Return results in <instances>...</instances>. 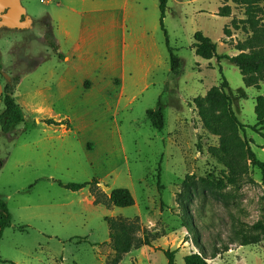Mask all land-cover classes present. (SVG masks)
I'll use <instances>...</instances> for the list:
<instances>
[{
    "label": "rangeland",
    "instance_id": "374dc122",
    "mask_svg": "<svg viewBox=\"0 0 264 264\" xmlns=\"http://www.w3.org/2000/svg\"><path fill=\"white\" fill-rule=\"evenodd\" d=\"M25 3L42 15V39L26 33L25 53L32 58L37 50L33 63L48 59L36 71L32 63L18 71L15 99L25 120L7 133L0 126V198L12 215L0 240V264H169L167 249L176 251V264H186L184 257L203 246L210 257L215 243L223 249L235 226L264 220V170L244 157L232 170L214 155L220 137L204 127L194 102L222 83V68L234 110L247 125L239 138L264 161V128L255 111L264 79L247 86L235 64L204 59L194 48L201 31L221 55L250 52L251 44L244 50L239 45L264 29V2L248 14L236 0H168V36L159 0H130L126 8L108 11L89 36L91 45L108 49L106 62L91 60L94 88L82 94L60 92L52 82L56 67L79 76L52 49L54 2ZM225 5L229 16L218 14ZM167 37L181 60L180 75L171 71ZM159 102L162 130L147 117ZM93 179L105 194L101 203L91 194L94 185L78 191L60 185ZM210 187L223 197L215 198ZM115 188H128L135 204L112 205L108 196ZM108 218L132 226V249L119 259ZM229 247L209 262L264 264V240Z\"/></svg>",
    "mask_w": 264,
    "mask_h": 264
},
{
    "label": "trees",
    "instance_id": "16d2710c",
    "mask_svg": "<svg viewBox=\"0 0 264 264\" xmlns=\"http://www.w3.org/2000/svg\"><path fill=\"white\" fill-rule=\"evenodd\" d=\"M160 1L161 11V24L165 31L164 18L168 9V0ZM247 7L248 14H251L264 0H236ZM232 13V9L229 5H225L220 8L219 15L229 16ZM226 34L228 31L226 29ZM52 49H57L56 37L52 28ZM196 42L194 43L195 52L198 56L210 60L216 57L219 61L227 59L231 63L235 64L243 75L244 82L247 86H258L259 82L264 79V29L256 28L251 39L244 45H239L240 50H244L247 44H251L250 52H241L237 55H221L217 51V43L210 37L204 35L201 31H198L195 35ZM167 46L170 52V65L171 71L175 75L181 74V60L179 56L174 52V49L169 44L167 37ZM222 73V83L211 87L206 95L195 98L194 102L198 111V114L203 122L204 127L210 132L220 137L219 147H212L211 152L220 157L227 166L232 170L235 169V162L238 158L244 157L252 160L254 165L264 170V161H261L251 149L250 146L243 144L239 138L240 130H244L247 125L243 124L233 107L234 98L229 93V81L223 74V69L220 68ZM245 96V95H244ZM8 108L5 113L0 115L2 124V131L7 133L11 130L12 126L24 122L25 115L23 108L17 103L16 99L9 96L6 99ZM256 115L258 125L264 128V95H260L257 98ZM147 117L152 121L153 125L162 130L166 124L165 113L161 103L159 102L155 108L147 110ZM46 122L50 124H62L63 121H55L48 119ZM264 135V133H262ZM100 181L93 179L90 182L84 183H63L60 185L67 189L78 191L88 185L94 187L91 188V194L95 199V203H101L104 199V192L98 187ZM222 187V181H219L218 188ZM212 195L220 199L223 197V193L220 190L210 187ZM190 191L186 192V195ZM109 202L118 207H127L135 204V198L132 192L128 188H115L109 196ZM112 232L110 234L113 240V249L116 251L117 259L121 257L123 253H127L132 249L133 241L131 237L132 226L124 223H119L114 219L108 218ZM0 240L3 236V231L12 226V215L8 209L7 202L0 198ZM264 240V220L258 221L252 225L248 224L242 227L235 226L233 229V235L230 237L227 244L223 245V249L219 247L217 243L213 245L211 257L204 246L202 251L188 254L184 257L186 264H211L209 259L215 258L221 252H226L230 249L231 244L239 243L242 246L256 244ZM147 245L150 243L146 242ZM166 257L169 260V264H176L175 250H164ZM116 259V260H117ZM2 258L0 256V262Z\"/></svg>",
    "mask_w": 264,
    "mask_h": 264
},
{
    "label": "crops",
    "instance_id": "0c3cea01",
    "mask_svg": "<svg viewBox=\"0 0 264 264\" xmlns=\"http://www.w3.org/2000/svg\"><path fill=\"white\" fill-rule=\"evenodd\" d=\"M129 1L47 0L49 3L54 2V11L50 14V18L57 43L55 53L59 60L63 61L67 66L72 64L79 71L78 79H74L68 74H62L60 68L56 67V74L53 76L52 82L55 83L58 91L69 93L77 90L82 94L93 90V78H96L93 72L97 69H94L91 65V60L96 61V64H99L100 61L106 62L108 49L105 46L91 45L89 36L97 33L98 23H100L101 19L105 20L108 11L126 8ZM28 9L31 13H34L29 6ZM99 12H103L101 17L97 16ZM34 14L39 16L38 13ZM140 54L142 55V48L140 49ZM46 59L48 58H45L36 70L42 67ZM145 66L147 67L145 74H147L149 66L146 63ZM25 81L26 79L23 80L22 85ZM125 81V77H123L121 80L122 94Z\"/></svg>",
    "mask_w": 264,
    "mask_h": 264
},
{
    "label": "flooded vegetation",
    "instance_id": "af4514ba",
    "mask_svg": "<svg viewBox=\"0 0 264 264\" xmlns=\"http://www.w3.org/2000/svg\"><path fill=\"white\" fill-rule=\"evenodd\" d=\"M25 1L20 0L19 15L12 19H9L10 8L6 4L0 5V115L8 108L6 99L9 96L16 98V89L21 83L18 71L31 63L32 71H35L43 61L33 63L37 58V50L32 58H28L25 53L26 33L36 40L42 39V36H37L41 35L42 15L31 13ZM6 17L11 25L6 23ZM48 34V31L45 32V37ZM0 126L2 128L1 120Z\"/></svg>",
    "mask_w": 264,
    "mask_h": 264
},
{
    "label": "water",
    "instance_id": "95a60500",
    "mask_svg": "<svg viewBox=\"0 0 264 264\" xmlns=\"http://www.w3.org/2000/svg\"><path fill=\"white\" fill-rule=\"evenodd\" d=\"M6 7L10 8V16L9 19L15 18L19 15L20 12V7H21V2L20 0H0V5H5ZM8 18L6 17V23L10 24L7 20ZM0 231H1V224H0Z\"/></svg>",
    "mask_w": 264,
    "mask_h": 264
},
{
    "label": "built area",
    "instance_id": "2783aa9c",
    "mask_svg": "<svg viewBox=\"0 0 264 264\" xmlns=\"http://www.w3.org/2000/svg\"><path fill=\"white\" fill-rule=\"evenodd\" d=\"M42 1H45V0H42Z\"/></svg>",
    "mask_w": 264,
    "mask_h": 264
}]
</instances>
